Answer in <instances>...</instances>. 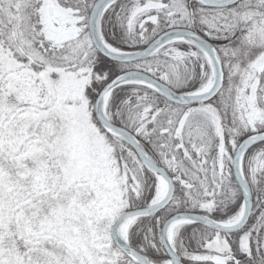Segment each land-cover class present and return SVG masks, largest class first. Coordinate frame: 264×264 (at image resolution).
Masks as SVG:
<instances>
[{
	"label": "snow or ice",
	"instance_id": "snow-or-ice-1",
	"mask_svg": "<svg viewBox=\"0 0 264 264\" xmlns=\"http://www.w3.org/2000/svg\"><path fill=\"white\" fill-rule=\"evenodd\" d=\"M0 264H264V0H0Z\"/></svg>",
	"mask_w": 264,
	"mask_h": 264
}]
</instances>
